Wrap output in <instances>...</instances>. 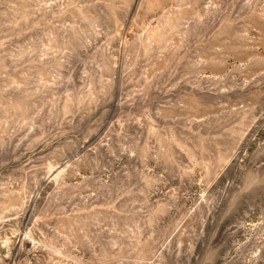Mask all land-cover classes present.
Returning <instances> with one entry per match:
<instances>
[{
	"label": "rangeland",
	"instance_id": "1",
	"mask_svg": "<svg viewBox=\"0 0 264 264\" xmlns=\"http://www.w3.org/2000/svg\"><path fill=\"white\" fill-rule=\"evenodd\" d=\"M0 264H264V0H0Z\"/></svg>",
	"mask_w": 264,
	"mask_h": 264
}]
</instances>
